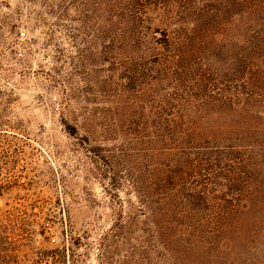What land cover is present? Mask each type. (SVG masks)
<instances>
[{"label":"trees","instance_id":"obj_1","mask_svg":"<svg viewBox=\"0 0 264 264\" xmlns=\"http://www.w3.org/2000/svg\"><path fill=\"white\" fill-rule=\"evenodd\" d=\"M115 3L105 54L139 110L120 124L123 153L146 162L139 262L264 264V0Z\"/></svg>","mask_w":264,"mask_h":264},{"label":"rangeland","instance_id":"obj_2","mask_svg":"<svg viewBox=\"0 0 264 264\" xmlns=\"http://www.w3.org/2000/svg\"><path fill=\"white\" fill-rule=\"evenodd\" d=\"M117 1L0 0V264H148L146 162L120 132L139 110L102 38Z\"/></svg>","mask_w":264,"mask_h":264}]
</instances>
